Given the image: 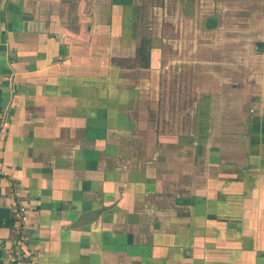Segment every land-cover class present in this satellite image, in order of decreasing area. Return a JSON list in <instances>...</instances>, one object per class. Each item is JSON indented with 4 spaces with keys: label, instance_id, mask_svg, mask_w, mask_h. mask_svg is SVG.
Segmentation results:
<instances>
[{
    "label": "crops",
    "instance_id": "0c3cea01",
    "mask_svg": "<svg viewBox=\"0 0 264 264\" xmlns=\"http://www.w3.org/2000/svg\"><path fill=\"white\" fill-rule=\"evenodd\" d=\"M257 4L0 0V264H264Z\"/></svg>",
    "mask_w": 264,
    "mask_h": 264
},
{
    "label": "rangeland",
    "instance_id": "374dc122",
    "mask_svg": "<svg viewBox=\"0 0 264 264\" xmlns=\"http://www.w3.org/2000/svg\"><path fill=\"white\" fill-rule=\"evenodd\" d=\"M208 2L210 1V0H207ZM229 1H231V0H215V3H216V7H215V9H217V11H223V13H224V11H225V14H234V15H236V16H247V14H249V12L252 10L251 8L253 7V8H255L256 7V10L255 9H253L252 10V12H250V13H254L255 14V16H258L259 17V14H258V11H259V7H258V4H257V2L259 1V0H236V2H238V3H236L235 4V0L233 1L234 2V5H231V4H229ZM244 3H246V8L244 7ZM223 5H226V6H228L229 8H227V7H223ZM247 7L249 8V11H244V9H246L247 10ZM203 9H205L206 8V6L205 7H202ZM201 8V9H202ZM209 9V10H208ZM212 9L213 8H207V10H205V13H204V15H202L203 16V22H202V26L204 25L203 23H204V19H205V21H211L210 19H208L207 20V18H210L209 16L210 15H208V14H210L211 13V11H212ZM227 9H229L230 11H227ZM233 10V12H232V10ZM261 10V9H260ZM261 12H262V10H261ZM226 18H228L227 16H226ZM242 18V17H241ZM247 18V17H246ZM260 20H264V18H258L257 20L255 19V25L256 24H259L260 23ZM207 22L206 23V25L208 26H211L212 25V23H210V22ZM202 26H201V24L199 25L198 24V26L196 25V27L194 28V29H196V30H198V31H202ZM224 27H225V24L223 25ZM226 26H229V28L228 29H231L233 26H231V23H229V24H226ZM223 28V27H222ZM228 29H226V28H224V30H228ZM233 30H234V27H233ZM210 35V34H209ZM208 35V36H209ZM238 88V87H237ZM158 120V119H157ZM2 130V129H1ZM1 132V131H0Z\"/></svg>",
    "mask_w": 264,
    "mask_h": 264
},
{
    "label": "built area",
    "instance_id": "2783aa9c",
    "mask_svg": "<svg viewBox=\"0 0 264 264\" xmlns=\"http://www.w3.org/2000/svg\"><path fill=\"white\" fill-rule=\"evenodd\" d=\"M5 176V171L0 166V177ZM15 214L17 217L18 227L17 236L15 239V245L10 249L11 254V264H26V255L23 251V247L27 243L28 234L24 229V225L28 220V208L22 203L17 204V208L15 209Z\"/></svg>",
    "mask_w": 264,
    "mask_h": 264
}]
</instances>
